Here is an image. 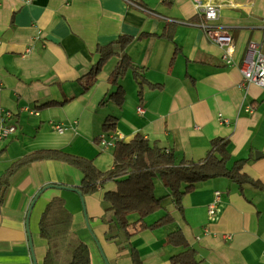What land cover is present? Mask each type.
<instances>
[{
	"label": "crops",
	"instance_id": "obj_1",
	"mask_svg": "<svg viewBox=\"0 0 264 264\" xmlns=\"http://www.w3.org/2000/svg\"><path fill=\"white\" fill-rule=\"evenodd\" d=\"M214 1L222 6L209 24L231 33L233 63L207 37L193 0H0V118L16 126L0 139V178L38 149L82 156L107 171L114 165L115 144L101 148V136L129 141L141 133L173 152L177 163L203 160L220 138L227 166L240 163L241 172L263 185L214 176L196 182L177 204L157 178L163 208L146 220L165 214L173 220L128 238L103 220L104 194L117 188L114 181L83 198L72 189L49 187L28 221L42 187H77L84 177L66 161L37 160L11 179L0 211V264H35L34 257L44 264L47 240L39 221L55 196L65 199L73 230L89 246L91 264H132L131 248L142 264H172L171 255L182 248L167 236L177 229L202 264H264V87L244 83L241 71L242 62L253 57L250 44L264 41V0ZM122 35L131 41L114 49L87 90V74L100 49ZM123 56L139 66L144 82L140 85L128 68L121 79L123 105L111 99L101 103L116 91L110 76ZM108 115L118 117L111 132L103 128ZM216 191L221 197L211 214Z\"/></svg>",
	"mask_w": 264,
	"mask_h": 264
},
{
	"label": "trees",
	"instance_id": "obj_2",
	"mask_svg": "<svg viewBox=\"0 0 264 264\" xmlns=\"http://www.w3.org/2000/svg\"><path fill=\"white\" fill-rule=\"evenodd\" d=\"M129 41H131L130 36L122 35L107 47L100 49L99 61L87 74L89 78L87 90L92 85L91 78L101 70L114 49L124 47ZM128 68L135 73L137 82L140 85L143 84V75L138 69L139 66L134 65L128 56H123L110 76L111 83L116 86V91L110 93L109 97L101 103L111 99L116 105H123L125 90L121 85V79ZM117 122V116L108 115L103 123L104 130L106 132L116 130ZM223 147L224 140L214 139L210 151L203 160L199 162L183 160L177 163L173 152L166 151L156 142H151L141 133H137L129 141H116L113 149L114 165L107 171L99 170L91 160L82 156L60 149H38L24 155L2 173L0 211L11 185V179L19 168L37 160H63L83 172V181L77 186L83 196L97 191L108 181L116 182L117 188L108 190L104 194L106 214H112L107 223L115 226L130 238L146 228L166 225L173 220L170 214H165L151 223L146 220L148 216L163 208V197L155 194L157 178L161 179L164 185L171 190V195L177 204H180L182 196L193 188L196 182L214 176H228L240 183L250 182L263 186L248 174L241 172L240 163L229 168L226 156L223 155ZM184 183L186 187L182 190L181 186ZM39 229L41 236L47 240L44 264H91L89 246L73 230V215L62 196H55L46 204L40 217ZM108 237H114L111 231ZM167 241L182 248L181 251L171 255L172 264H202L201 260L197 259V251L190 247L180 229L169 232ZM131 249L132 264H142L138 252L134 248Z\"/></svg>",
	"mask_w": 264,
	"mask_h": 264
},
{
	"label": "built area",
	"instance_id": "obj_3",
	"mask_svg": "<svg viewBox=\"0 0 264 264\" xmlns=\"http://www.w3.org/2000/svg\"><path fill=\"white\" fill-rule=\"evenodd\" d=\"M198 14L204 18L201 25L205 30L207 37L219 44L224 49L223 57L228 63H233L232 52L234 49V40L231 33L220 25H211L209 21L215 20L219 17V12L222 4L214 0H193ZM253 52L251 59H245L241 64V71L244 74V83L254 82L264 87V41L252 42L249 47ZM139 112H143V106L138 107ZM10 115V113H7ZM6 115V116H7ZM227 122L225 118H222ZM57 129L62 132L64 128L61 125H56ZM16 131V126L7 121L6 117L0 118V139L6 138ZM118 138H108L102 135L100 138L101 148L113 146ZM103 146V147H102ZM221 197L220 191H216L213 202L209 205V212L213 214L216 205Z\"/></svg>",
	"mask_w": 264,
	"mask_h": 264
},
{
	"label": "water",
	"instance_id": "obj_4",
	"mask_svg": "<svg viewBox=\"0 0 264 264\" xmlns=\"http://www.w3.org/2000/svg\"><path fill=\"white\" fill-rule=\"evenodd\" d=\"M49 187H59V188L72 189L74 191H77L81 195V197L83 198L82 192L76 186L59 185V184H56V183H52V184L46 185V186L42 187V189L34 197L32 203L30 205V208H29L28 221H29L30 212L32 210V207H33L34 203L36 202V200L38 199V197L40 196V194L42 193V191H44L45 189H47ZM28 232H29L30 245H31V248H32V251H33V249H34L33 248V241H32V237H31V233H30L29 227H28ZM34 262H35V264H37V260H36L35 257H34ZM107 264H109L108 261H107Z\"/></svg>",
	"mask_w": 264,
	"mask_h": 264
},
{
	"label": "rangeland",
	"instance_id": "obj_5",
	"mask_svg": "<svg viewBox=\"0 0 264 264\" xmlns=\"http://www.w3.org/2000/svg\"><path fill=\"white\" fill-rule=\"evenodd\" d=\"M161 183L162 182H159L158 179L156 180V188H155V194H156V196H161V194H162L160 192V190L162 189L161 188V185H162ZM111 216H112V214H110V213L109 214H106L105 213L104 216H103V219L107 221Z\"/></svg>",
	"mask_w": 264,
	"mask_h": 264
}]
</instances>
